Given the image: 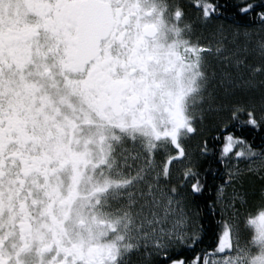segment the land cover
<instances>
[{
  "label": "snow or ice",
  "instance_id": "snow-or-ice-1",
  "mask_svg": "<svg viewBox=\"0 0 264 264\" xmlns=\"http://www.w3.org/2000/svg\"><path fill=\"white\" fill-rule=\"evenodd\" d=\"M0 264H264V0H0Z\"/></svg>",
  "mask_w": 264,
  "mask_h": 264
},
{
  "label": "trees",
  "instance_id": "trees-1",
  "mask_svg": "<svg viewBox=\"0 0 264 264\" xmlns=\"http://www.w3.org/2000/svg\"><path fill=\"white\" fill-rule=\"evenodd\" d=\"M221 2H223V0H221ZM225 23H228V21H225ZM184 255H188L187 253H185Z\"/></svg>",
  "mask_w": 264,
  "mask_h": 264
}]
</instances>
